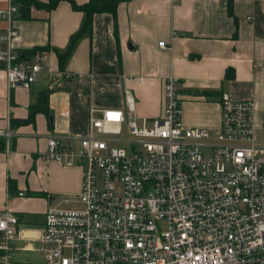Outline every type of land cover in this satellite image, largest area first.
<instances>
[{
  "label": "built area",
  "instance_id": "2783aa9c",
  "mask_svg": "<svg viewBox=\"0 0 264 264\" xmlns=\"http://www.w3.org/2000/svg\"><path fill=\"white\" fill-rule=\"evenodd\" d=\"M17 13L13 0L0 9L8 23L0 64L9 89L30 87L42 71L11 45ZM179 84L164 79L159 118H137L125 87L123 109L89 108L76 147L47 138L44 158L81 164L83 177L80 192L51 203L35 232L42 264H264V144L254 137L253 96L222 93L212 134L183 125ZM0 137L8 147L9 126ZM16 229L15 216H0L1 264H13L7 253Z\"/></svg>",
  "mask_w": 264,
  "mask_h": 264
},
{
  "label": "crops",
  "instance_id": "0c3cea01",
  "mask_svg": "<svg viewBox=\"0 0 264 264\" xmlns=\"http://www.w3.org/2000/svg\"><path fill=\"white\" fill-rule=\"evenodd\" d=\"M226 1L233 15L225 0L121 2L116 31L111 14H95L91 34L77 41L62 67L54 48L67 47L83 13L61 0L50 11L32 8L29 19L15 14L13 49L49 48L24 59L42 68L28 88L9 89L0 64V129L9 126L12 132L8 147L0 151V216L6 212L17 219V235L7 253L13 264H42L34 238L45 211L81 189L83 165L46 160L47 138H68L76 147L86 132L89 108L123 109L125 87L135 97V116L151 120L163 114L164 79L177 77L183 125L212 134L220 127V95L240 100L251 94L254 137L264 144V0ZM8 2L0 0V9ZM7 26L0 17V48ZM227 68L234 71L232 79H225ZM45 91L51 114L37 112L33 122L11 125V119L26 118L30 103ZM3 240L0 233V245ZM4 255L0 249V264Z\"/></svg>",
  "mask_w": 264,
  "mask_h": 264
},
{
  "label": "trees",
  "instance_id": "16d2710c",
  "mask_svg": "<svg viewBox=\"0 0 264 264\" xmlns=\"http://www.w3.org/2000/svg\"><path fill=\"white\" fill-rule=\"evenodd\" d=\"M61 0H13V3L18 8L17 17L22 19L31 18L30 10L32 8L45 9L50 11L54 9ZM74 10L81 11L83 13V19L78 30L73 33L70 38L67 47L64 50L55 49L58 57L59 66L62 67L64 62L72 53L77 41L84 35H90L92 29L93 16L98 13H109L113 17L114 28H117L116 10L117 6L121 2L129 0H87L83 4H77L74 0H67ZM227 12L229 15H233L232 5L229 3L227 6ZM47 46H36L28 50L18 51L19 59L24 60L34 55L38 50L48 49ZM234 77V71L231 68H227L225 71V79H232ZM48 91L42 92L36 98V101L30 103L28 107V115L22 120L11 119V125L30 123L34 121V116L37 112H43L47 115L51 114L49 106L47 104ZM5 149V140L0 137V151ZM34 195L42 196L44 193L35 192Z\"/></svg>",
  "mask_w": 264,
  "mask_h": 264
},
{
  "label": "water",
  "instance_id": "95a60500",
  "mask_svg": "<svg viewBox=\"0 0 264 264\" xmlns=\"http://www.w3.org/2000/svg\"><path fill=\"white\" fill-rule=\"evenodd\" d=\"M50 120H52V116L50 117Z\"/></svg>",
  "mask_w": 264,
  "mask_h": 264
}]
</instances>
